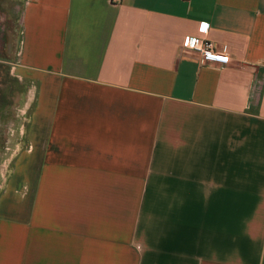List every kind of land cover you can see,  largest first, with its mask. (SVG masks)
Returning a JSON list of instances; mask_svg holds the SVG:
<instances>
[{
  "label": "crops",
  "instance_id": "0c3cea01",
  "mask_svg": "<svg viewBox=\"0 0 264 264\" xmlns=\"http://www.w3.org/2000/svg\"><path fill=\"white\" fill-rule=\"evenodd\" d=\"M7 1L32 97L0 264H264V0ZM204 24L228 65L186 48Z\"/></svg>",
  "mask_w": 264,
  "mask_h": 264
},
{
  "label": "rangeland",
  "instance_id": "374dc122",
  "mask_svg": "<svg viewBox=\"0 0 264 264\" xmlns=\"http://www.w3.org/2000/svg\"><path fill=\"white\" fill-rule=\"evenodd\" d=\"M13 3L0 0V192L13 162L27 149L26 124L30 116L29 84L17 75L16 37L20 14ZM22 75V74H21ZM24 127V128H23Z\"/></svg>",
  "mask_w": 264,
  "mask_h": 264
},
{
  "label": "built area",
  "instance_id": "2783aa9c",
  "mask_svg": "<svg viewBox=\"0 0 264 264\" xmlns=\"http://www.w3.org/2000/svg\"><path fill=\"white\" fill-rule=\"evenodd\" d=\"M201 32L205 37H190L186 41V48L198 51L201 54V63L203 65L225 66L231 62L230 56L218 51L214 43L207 38L209 28L204 24L201 26Z\"/></svg>",
  "mask_w": 264,
  "mask_h": 264
}]
</instances>
